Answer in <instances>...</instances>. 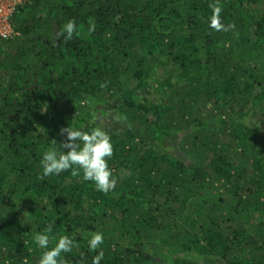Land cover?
<instances>
[{
  "label": "trees",
  "instance_id": "1",
  "mask_svg": "<svg viewBox=\"0 0 264 264\" xmlns=\"http://www.w3.org/2000/svg\"><path fill=\"white\" fill-rule=\"evenodd\" d=\"M214 2L16 8L0 39V264H38L33 235L53 221L77 241L65 264H92L93 232L101 264H264V0H219L234 25L219 32ZM97 126L113 190L42 176L43 152L67 151L61 129Z\"/></svg>",
  "mask_w": 264,
  "mask_h": 264
},
{
  "label": "clouds",
  "instance_id": "2",
  "mask_svg": "<svg viewBox=\"0 0 264 264\" xmlns=\"http://www.w3.org/2000/svg\"><path fill=\"white\" fill-rule=\"evenodd\" d=\"M210 7L212 14L208 19V24L211 29L219 32L234 28L232 24L222 23V7L219 0L212 3ZM88 31L89 33L95 31V25L90 23ZM63 34H66V39H72L74 35H79L75 21L69 20L64 25ZM61 134L65 136L66 140L61 144L62 148L67 151H57L55 148L44 151L39 162L42 176L59 175L71 170L72 175L92 182L97 191L108 193L113 190L117 180L113 177L108 163L113 156V144L110 136L98 126L90 131L67 127L61 129ZM53 143L56 141L53 140ZM54 223V221L49 223L42 232H36L33 235L32 239L36 246L43 249L38 264H65L62 254L71 253L78 246L77 241L68 234L58 237L53 235ZM53 241L54 246L49 247ZM104 241L105 237L101 232H93L87 238L89 252L95 253L92 257V264H101L104 259L103 251H97Z\"/></svg>",
  "mask_w": 264,
  "mask_h": 264
},
{
  "label": "built area",
  "instance_id": "3",
  "mask_svg": "<svg viewBox=\"0 0 264 264\" xmlns=\"http://www.w3.org/2000/svg\"><path fill=\"white\" fill-rule=\"evenodd\" d=\"M5 1L7 0H0V39H7L8 37H12L14 35L9 17L24 0H19V3L10 5L9 7L15 6L13 10L5 9Z\"/></svg>",
  "mask_w": 264,
  "mask_h": 264
},
{
  "label": "rangeland",
  "instance_id": "4",
  "mask_svg": "<svg viewBox=\"0 0 264 264\" xmlns=\"http://www.w3.org/2000/svg\"><path fill=\"white\" fill-rule=\"evenodd\" d=\"M17 3H19V0H7V1H5V7H6L5 9H7V10H13V8L15 6H12V7H9V6L10 5L17 4ZM105 107H106L108 113H111V111H113V107L112 106L106 105ZM100 108H102V107L101 106H95V109L96 110H99ZM91 121L92 122H96L97 124H103V123H105V120L104 119L103 120H101V119H98V120L92 119ZM103 125H105V124H103Z\"/></svg>",
  "mask_w": 264,
  "mask_h": 264
}]
</instances>
